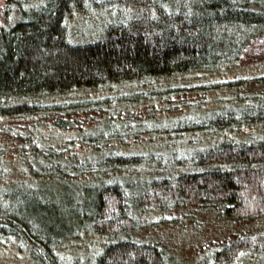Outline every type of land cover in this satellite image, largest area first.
Returning <instances> with one entry per match:
<instances>
[{
    "label": "trees",
    "instance_id": "16d2710c",
    "mask_svg": "<svg viewBox=\"0 0 264 264\" xmlns=\"http://www.w3.org/2000/svg\"><path fill=\"white\" fill-rule=\"evenodd\" d=\"M109 1L4 0L0 11V153L34 182L0 190V240L35 264H176L163 241L141 237L151 207L166 218L186 208L233 223L264 218V73L228 80L234 101L197 115L172 108L179 91L157 96L166 121L147 134L172 150L114 149L136 130L123 106L139 109L138 92H104L106 129L75 124L95 92L231 68L264 35V0H112L154 15L113 12ZM91 9L97 25L73 37L70 23ZM215 84L202 85L204 95ZM50 129L73 139L45 146ZM255 230L212 241L214 263L233 264ZM72 248L86 259L67 257Z\"/></svg>",
    "mask_w": 264,
    "mask_h": 264
},
{
    "label": "rangeland",
    "instance_id": "374dc122",
    "mask_svg": "<svg viewBox=\"0 0 264 264\" xmlns=\"http://www.w3.org/2000/svg\"><path fill=\"white\" fill-rule=\"evenodd\" d=\"M36 1L37 0H28L30 3ZM3 4L4 0H0V11ZM107 6L109 9L112 8L113 12L122 13L123 15L128 14V12L136 13V15L142 13L156 14L152 9H138L134 4L130 5L125 2L115 4L110 0ZM99 14L98 10L91 9L84 16L80 14L75 16L69 26L70 32L72 33L71 35L76 38L78 35L89 33L93 29L92 27L97 25L95 22ZM261 73H264V35L260 36L255 42L249 45L244 51L241 59L229 69H223L219 72L207 75H186L174 78L170 81L159 80L151 83H139L128 86L120 85L105 91L101 90L94 94H90L88 98H86L89 103L87 106L83 107L84 112H80L75 124L78 129L84 130V128L86 129L88 126L95 123L97 124L101 121L98 123L97 128L91 126L89 129L87 128V130L100 131V129H106L107 124L104 122L106 119L103 118L107 117L109 112L106 110L104 103V99L106 98L104 92H114L118 96L124 92H138L136 102L140 103L139 109L135 110L133 106L127 104L123 106L125 108H130L127 114L130 118H133V124H136V130L133 133L130 132L132 136H130L128 141H124L122 146H116L117 148L114 147V149L133 153L172 150V148H174L172 145L168 146L167 143L161 141V138L152 135V132H155L156 129L152 128L151 122L159 120L156 124H162L166 121L164 120L166 117L163 116L165 112L160 111L161 108L156 104L158 103L155 99L157 96H169L172 95L173 92L179 91L181 95L172 97L176 99L173 100L172 108L178 107V111L182 115V113L185 114V108H190L192 106L187 113L190 115H197V113L203 110L205 111L208 108L212 109L214 107H219L223 105L224 102L226 103L227 100L230 101L229 103L234 101V97L237 94L230 88L228 80L235 77L238 78L239 76H253ZM211 82L214 84L216 83L215 87L213 86V94L207 93V95H204L201 86ZM199 91L202 93L199 94ZM109 95L112 96L110 93ZM122 97L124 96L122 95ZM127 98V100L131 101V97ZM167 110H169V108ZM148 112H153V114L156 113L157 116L150 118L147 114ZM170 113L171 112H169L168 115ZM127 114L122 113L124 116H128ZM73 117L75 118V115ZM93 121L95 122L93 123ZM145 124L149 125L148 129L141 126ZM130 127L131 125L125 124L121 127L122 132ZM43 133L45 135L40 138L45 146L61 145L73 139L71 133H61L51 129L43 131ZM104 133H106V131ZM135 133H139V135L133 136ZM147 133L152 134L149 135ZM175 146L178 148L182 147H180V145ZM20 167H22L21 164L16 162L14 156H12L8 149L5 148L4 152L0 153V190L3 189L5 185L13 182L33 185L34 182H32L31 176L25 170H21ZM143 215L147 216L144 221L147 227L145 230L143 229L144 231H142L141 237L144 239L163 241L165 245L164 248L170 249L169 252L174 255L173 257L170 256L173 263L215 264L211 251L212 247H210L212 246V244L210 245L212 241H217L219 238L227 235L232 236L233 232L238 230L252 229V226H254L256 227L255 233L252 234L254 240L238 254L233 264H264V218L255 221L253 225L241 222L233 223L224 218L217 217L216 212L210 208L180 209L178 211H173L171 214L168 213L166 218L162 213L157 211V208L151 207L145 209ZM169 217L172 218L170 219ZM173 217L181 218L175 221ZM95 243L97 244V241ZM69 246H71V244H69ZM90 250L93 251L96 249L92 247ZM66 256L69 258L79 256L81 261H83L86 259L87 254H85L84 251H75L72 248L71 251H67ZM0 264H35V262L22 245L11 243L10 239L2 238L0 240Z\"/></svg>",
    "mask_w": 264,
    "mask_h": 264
}]
</instances>
